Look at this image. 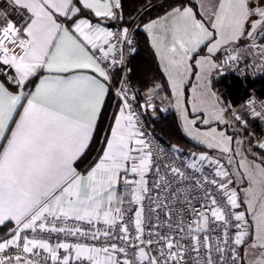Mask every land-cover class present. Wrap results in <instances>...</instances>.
<instances>
[{"label": "snow or ice", "instance_id": "obj_1", "mask_svg": "<svg viewBox=\"0 0 264 264\" xmlns=\"http://www.w3.org/2000/svg\"><path fill=\"white\" fill-rule=\"evenodd\" d=\"M231 74L264 75V0H0V264H264V97Z\"/></svg>", "mask_w": 264, "mask_h": 264}, {"label": "trees", "instance_id": "obj_2", "mask_svg": "<svg viewBox=\"0 0 264 264\" xmlns=\"http://www.w3.org/2000/svg\"><path fill=\"white\" fill-rule=\"evenodd\" d=\"M129 9L139 6L140 3H146L147 0H125ZM143 40V35H140ZM133 64L136 66L138 75H142L144 79H150L156 71V63L153 55L147 50L142 49L138 56H136ZM224 92L229 95L230 99L240 101L246 96L247 92L254 91L258 97H264V75L257 74L249 76L247 79L238 77L236 74L227 75L218 84ZM149 126L153 128L156 134L164 141L176 142L177 139L182 138V143L186 148H193L194 145L190 138L184 136L178 127V120L174 118L171 111L163 115L161 112L156 117L151 118Z\"/></svg>", "mask_w": 264, "mask_h": 264}, {"label": "built area", "instance_id": "obj_3", "mask_svg": "<svg viewBox=\"0 0 264 264\" xmlns=\"http://www.w3.org/2000/svg\"><path fill=\"white\" fill-rule=\"evenodd\" d=\"M236 75H238V74H236ZM250 92H253V91H250ZM150 131H152L156 136H158L157 134H156V132L150 127ZM159 137V136H158ZM160 138V137H159Z\"/></svg>", "mask_w": 264, "mask_h": 264}, {"label": "water", "instance_id": "obj_4", "mask_svg": "<svg viewBox=\"0 0 264 264\" xmlns=\"http://www.w3.org/2000/svg\"><path fill=\"white\" fill-rule=\"evenodd\" d=\"M161 113H162L163 115H166V114H167V112H163V111H161Z\"/></svg>", "mask_w": 264, "mask_h": 264}, {"label": "crops", "instance_id": "obj_5", "mask_svg": "<svg viewBox=\"0 0 264 264\" xmlns=\"http://www.w3.org/2000/svg\"><path fill=\"white\" fill-rule=\"evenodd\" d=\"M153 129V128H152Z\"/></svg>", "mask_w": 264, "mask_h": 264}]
</instances>
